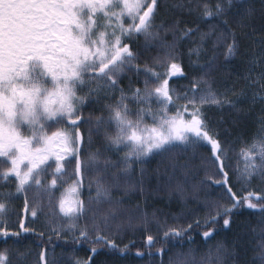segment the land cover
<instances>
[{
	"label": "trees",
	"instance_id": "1",
	"mask_svg": "<svg viewBox=\"0 0 264 264\" xmlns=\"http://www.w3.org/2000/svg\"><path fill=\"white\" fill-rule=\"evenodd\" d=\"M216 3L217 0H157L153 13L155 38L146 41L142 34L135 33L131 41L127 37L122 39V43H129L134 54L139 53V59L121 77L120 87L126 93L143 89L148 75L150 79H167L174 99L189 91L186 86L196 80L202 89L211 85L224 92L225 87L231 88L228 99L235 103L234 108L228 104L222 109L216 105L204 106L225 144L222 161L213 165L210 161L214 157L209 153L180 146L174 169L169 162L161 164L154 157L146 158L143 165L134 164L126 178L137 184L136 189L128 195L122 189H112L113 195L123 198L129 214L108 230L93 233V238L97 234L105 237L107 243L103 247L84 242L83 238L73 242L72 234L76 230L70 231L66 225L63 232L49 239V230L42 224L50 215L46 200L43 211L38 212L39 220L31 225L34 231L24 233L20 221L28 226L36 220L30 211L33 193L13 194L6 200L4 221L9 232H20V236L0 237V252H6L11 264H76L77 261L83 264H264V176L258 171L247 174L250 165L260 161L255 151L248 149L264 137L260 123L264 117V0H233L224 15L239 42L234 55L228 52V46L233 43L231 36L218 40L217 29L211 27L218 22L217 18L202 15L205 10L214 11ZM201 33L207 36L202 39ZM173 63L178 65V71L171 68ZM210 63L211 70L202 71ZM180 103L185 102L180 100ZM187 107L191 112V106ZM89 110L101 115L94 101L86 105L84 114ZM56 123L49 124L50 131L56 130ZM80 131L82 136L86 135L84 129ZM102 143V136L94 137L93 150ZM110 155L114 160L122 156L121 153ZM3 164L8 165V159H0V165ZM225 173V189L231 187L235 193L231 203L240 201L242 206L233 209L227 217V227L223 225L225 217H220L212 230L204 220ZM141 178L143 191L139 185ZM91 183L89 189L85 181L81 193L80 198L85 202L89 192L95 197L94 178ZM15 184L16 178L10 175L5 179L0 167V188L13 190ZM249 203L256 207L249 208ZM99 207L106 209L105 204ZM56 212L61 219H67L59 213L58 201ZM196 220L200 221V227L196 226ZM78 224L87 225L92 232L90 220L81 217ZM205 231L211 234L205 237ZM177 232L182 234L175 235ZM76 235L79 236L78 231ZM112 244L115 249L111 248Z\"/></svg>",
	"mask_w": 264,
	"mask_h": 264
},
{
	"label": "snow or ice",
	"instance_id": "2",
	"mask_svg": "<svg viewBox=\"0 0 264 264\" xmlns=\"http://www.w3.org/2000/svg\"><path fill=\"white\" fill-rule=\"evenodd\" d=\"M95 3H99L102 16H94L93 24L98 23L109 29L112 39L105 43V33L101 32L103 46L94 52L73 42L76 67L72 69V75L78 77V102L75 106L69 104L57 110L61 116L56 120V130L50 135L42 134L35 147L31 141L21 139L7 129L0 132V158L9 161L8 165L0 167L5 179L10 175L15 176L17 193H33L30 211L36 220L28 226L20 221L24 233L34 231L31 225L39 220L38 212L43 211V202L46 200L50 215L42 224L49 230V239L63 232L66 225L70 231L79 232L77 236L76 231H73V242H80V238H83L84 242L91 241L103 247L107 243L105 237L97 234L93 238V233L108 230L112 224L129 214L130 210L125 206L123 198L113 195L112 189H122L124 195L136 189L137 184L126 178L133 165L137 162L143 165L146 158L154 157L159 158L161 164L169 162L174 169L175 156L181 150L180 146L198 153H209L214 157L210 161L213 165L222 161L225 157V144L215 131L208 109L204 106L216 105L222 109L228 104L234 108L235 103L228 99L231 88L225 87L224 92L211 85L202 89L199 80L186 86L189 91L174 99L170 95L167 79H150L148 75H145L143 89L137 88L131 96L126 95L120 87V80L135 67L134 62L139 59V53L134 54L129 43H122V38L127 37L131 41L135 33L142 34L146 41L155 38L153 13L157 0H151V4H146L145 0H129L123 6L126 15L122 22H114L112 17L119 21L121 13H110L100 0H89L93 12L96 11ZM232 4L233 0H227L226 5L224 0H217L214 11L205 10L202 14L217 18L218 22L211 27L217 29L218 40L231 36L233 43L228 46L229 55H234L239 47L235 34L224 19ZM69 13L71 5L68 0H9L0 7V90L13 84L15 78L23 73L22 66H26L34 56L43 60L53 75H67V66L51 54L50 45L56 39L67 43L71 38L70 29H65L75 21V14ZM184 34L188 35V32ZM200 35L203 39L207 33ZM212 67L210 63L202 71L207 73ZM171 68L178 71L175 63ZM180 100L185 103L181 104ZM93 101L101 112L99 116L93 110L84 114L86 105ZM188 105L191 106V112L186 115ZM50 115L56 117L57 112H51ZM260 123L264 130V117ZM81 129L85 130L86 135H81ZM101 136L102 146L93 150L94 137ZM12 149L16 150V154L9 156ZM253 151L260 157V161L251 164L247 174L258 171L264 176V137L248 149V152ZM121 152L122 156L112 159L111 153ZM220 170L223 171V164ZM226 177L227 173L225 179L218 182L220 187L216 199L208 205L209 211L204 220L205 225L212 230L216 228L220 217H225L223 225L227 227V217L232 215L233 209L238 210L242 206L240 201L231 203L235 200V193L231 187L225 189ZM93 178L95 197L89 192L85 202L80 198L81 193L85 181H88L87 186L91 189ZM139 185L143 191V178ZM57 201L59 213L66 220L57 215ZM101 204L106 205L105 210L100 209ZM25 207H28L27 199ZM248 207L255 208L256 205L249 203ZM5 210V204L0 203V212ZM81 217L91 221L92 232L87 225L81 227L78 224ZM6 223L0 222V237L20 236V232H9ZM196 226L200 227L199 220H196ZM210 234L211 231L204 232L205 237ZM148 239L151 242L152 237ZM111 248L115 249V244ZM92 251L96 252V248ZM0 264H11L6 252H0ZM76 264L83 262L77 261Z\"/></svg>",
	"mask_w": 264,
	"mask_h": 264
},
{
	"label": "clouds",
	"instance_id": "3",
	"mask_svg": "<svg viewBox=\"0 0 264 264\" xmlns=\"http://www.w3.org/2000/svg\"><path fill=\"white\" fill-rule=\"evenodd\" d=\"M71 13L75 14V21L66 26L70 29L71 38L67 43L56 39L50 45L51 54L58 61L66 65L67 75L61 73L53 75L45 67L44 61L33 57L24 67L23 73L16 77L13 84L0 90V132L7 129L14 132L21 139L37 144L41 135H50L49 124L60 119L61 113L57 110L78 102V77L72 75L76 67L73 59V42L82 47L95 51L102 47L101 32L105 33L104 42L112 39L111 31L99 24H93V17H101L102 10L99 3H95L96 11L89 7V0H68ZM94 2V0H93ZM105 4L107 11L120 12V20L112 17L114 22H122L126 13L124 4L129 0H100ZM69 13V14H71ZM83 27V31H81ZM57 112L56 117L50 115Z\"/></svg>",
	"mask_w": 264,
	"mask_h": 264
},
{
	"label": "rangeland",
	"instance_id": "4",
	"mask_svg": "<svg viewBox=\"0 0 264 264\" xmlns=\"http://www.w3.org/2000/svg\"><path fill=\"white\" fill-rule=\"evenodd\" d=\"M242 1V0H241ZM9 0H0V7L3 6L4 3H8ZM145 3L146 4H151V0H145ZM143 10H147L146 8H144ZM130 23V21H129ZM123 39V38H122ZM126 93V92H125ZM132 93V92H131ZM131 93H126V95L128 96H131ZM81 95H83V93H80ZM119 98V94H117V99ZM190 114V111L188 110V113H186V115H189ZM34 147L36 146V144L33 145ZM16 154V150L15 149H12L10 152H9V156H14ZM121 155H123V153L121 152ZM0 159H7V158H0ZM15 177V176H14ZM17 183V181H16ZM16 185V184H15ZM14 196L15 195H19V193L16 192V189H13V190H9V191H5V190H2L0 188V203H4L5 206H6V210L3 211V212H0V222H4V217L6 216V213H7V204H6V200L9 199L11 196Z\"/></svg>",
	"mask_w": 264,
	"mask_h": 264
}]
</instances>
